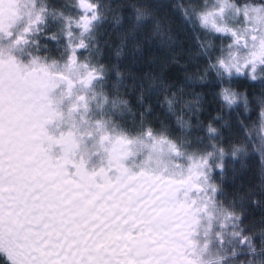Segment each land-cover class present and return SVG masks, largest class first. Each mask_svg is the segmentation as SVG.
Returning a JSON list of instances; mask_svg holds the SVG:
<instances>
[{"label":"snow or ice","instance_id":"snow-or-ice-1","mask_svg":"<svg viewBox=\"0 0 264 264\" xmlns=\"http://www.w3.org/2000/svg\"><path fill=\"white\" fill-rule=\"evenodd\" d=\"M0 264H264V0H0Z\"/></svg>","mask_w":264,"mask_h":264}]
</instances>
